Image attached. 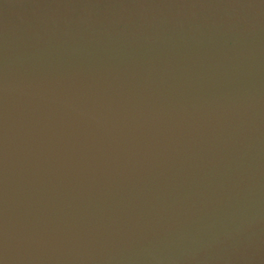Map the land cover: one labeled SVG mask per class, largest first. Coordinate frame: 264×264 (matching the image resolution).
Wrapping results in <instances>:
<instances>
[{
	"label": "water",
	"instance_id": "95a60500",
	"mask_svg": "<svg viewBox=\"0 0 264 264\" xmlns=\"http://www.w3.org/2000/svg\"><path fill=\"white\" fill-rule=\"evenodd\" d=\"M0 237V264H264V0H0Z\"/></svg>",
	"mask_w": 264,
	"mask_h": 264
},
{
	"label": "bare ground",
	"instance_id": "6f19581e",
	"mask_svg": "<svg viewBox=\"0 0 264 264\" xmlns=\"http://www.w3.org/2000/svg\"><path fill=\"white\" fill-rule=\"evenodd\" d=\"M28 99L31 100L32 103H35V104L46 105V106L57 108L60 112H63L64 114H66L68 118H72L78 122L79 127H81V128L76 126L75 130H77V131L81 130V131H85V132L88 131V132H92V133L95 132L98 136H101L100 139H102L103 143L110 144V142L106 139L105 133H103V131L99 127H97V123L95 122L94 119H91L89 117H85V116L79 115L75 112H72L68 108H66L65 105H62V104L57 103V102L48 101V100H44V99H36V98H28ZM200 125L201 124H199V126ZM195 126H197V125H195ZM192 128H190L189 130H191ZM10 241L12 242L15 240H13L12 238L0 237V242L7 243Z\"/></svg>",
	"mask_w": 264,
	"mask_h": 264
}]
</instances>
